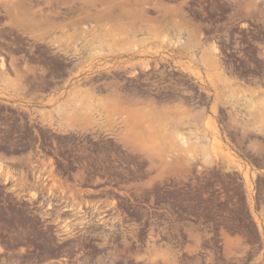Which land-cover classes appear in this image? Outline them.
<instances>
[{
	"label": "rangeland",
	"instance_id": "1",
	"mask_svg": "<svg viewBox=\"0 0 264 264\" xmlns=\"http://www.w3.org/2000/svg\"><path fill=\"white\" fill-rule=\"evenodd\" d=\"M239 2L250 4L247 10L242 11L243 20L254 18L256 13L261 14L259 18L264 20V0H213L212 5L214 9L223 10L237 8ZM161 3L175 11V18H191L192 9L195 18L203 17L204 0H0V100L32 98L28 96L32 92L50 94L35 96L34 99L75 98L72 108L82 107L87 115L86 127L109 122L105 98L110 91L98 90L93 83L98 78L107 77L110 71L104 67L96 69L93 66L95 60L105 56L113 45L123 44L113 41L111 36L124 34L126 26L135 20H144L146 35H154L152 24L161 17ZM184 34L185 30L180 28L175 41L167 30L158 39L161 43L156 44L154 39L148 38L145 43L147 51L156 53L186 49L189 44L182 39ZM213 47L210 59L216 64L220 52L217 45ZM193 57L205 65L207 52L201 49ZM72 59L80 61L81 66L65 72L67 64L64 62ZM151 62L156 64L155 68L147 63L144 69L131 68L119 72V75L121 78L130 76L131 82L143 80L147 85H165L163 89L167 88V91L160 92L147 90L146 95H169L174 87L183 98L192 95L185 72L195 73L200 78L199 71L183 67L175 72L164 61L160 64L158 61ZM74 74L77 75L74 77ZM66 82L77 85L69 90L56 87L49 90L53 84ZM261 92L262 97L259 95L256 101L247 92L227 91L221 105L222 116L218 117L217 97L214 92L205 91L206 102L211 106L210 114L215 116L204 124L205 130L211 133V150L200 154L194 143L193 138L200 136L202 128L196 127L178 135L185 146L182 147V155L192 168L184 176H165L161 181H151L155 174L150 169V159L144 154L130 152L134 172H138L139 165L145 167L144 175L135 176L144 182L146 180L145 209H155L159 199L162 226L173 229L177 237V251L170 247L163 248L161 252L151 250L147 257L150 261L160 258L164 264H186L188 255L197 251L184 245L193 243L195 248H200L202 243L217 242V230L223 227L225 264H237L239 248L241 264H264V182L261 181L264 177L256 179L255 165L249 160L251 155L245 152L246 139L242 145L232 143L234 135L247 138L264 132V122L251 121L255 119L253 115L264 114V91ZM203 103L200 99L198 104ZM147 135L153 140L151 145L144 144L141 139ZM219 136L224 139L225 145ZM116 137L123 145L120 137ZM204 138L208 143V139ZM138 140L143 147L147 145V150L157 152L159 149L155 134H140ZM165 149L166 158L171 160L175 156L173 148ZM141 188L136 186L135 190ZM134 194L137 195V192ZM170 237V234L163 235V241L171 243Z\"/></svg>",
	"mask_w": 264,
	"mask_h": 264
},
{
	"label": "flooded vegetation",
	"instance_id": "2",
	"mask_svg": "<svg viewBox=\"0 0 264 264\" xmlns=\"http://www.w3.org/2000/svg\"><path fill=\"white\" fill-rule=\"evenodd\" d=\"M212 2L204 0L200 19L191 12V19L202 25L206 48L217 45L220 71L230 80L252 84L262 96L261 14L243 20L234 7L214 9ZM64 63L65 72L81 65L74 59ZM120 76L110 73L93 85L110 91L113 82L120 81L125 94L141 96L147 90L167 91L165 85ZM63 84L49 90H63ZM174 88L162 96L176 95ZM28 96L32 98L0 100V264H164L160 258L150 261L148 254L166 247L177 251L176 232L162 226L159 199L155 209H145L144 180L135 178L144 175L145 167L139 165L134 172L129 149L118 142L111 117L104 125L86 127L79 107L77 116H67L75 108L66 106L65 98L34 99L50 96L34 92ZM251 140L264 145V132ZM245 152L251 155L258 181L264 177L258 173L264 171V150ZM223 231L219 227L218 241L200 248L186 243L197 251L188 255L186 264H225ZM165 234L171 235V243L163 241ZM236 256L241 264L240 248Z\"/></svg>",
	"mask_w": 264,
	"mask_h": 264
},
{
	"label": "crops",
	"instance_id": "3",
	"mask_svg": "<svg viewBox=\"0 0 264 264\" xmlns=\"http://www.w3.org/2000/svg\"><path fill=\"white\" fill-rule=\"evenodd\" d=\"M238 5L235 9L240 14L250 6L246 2H239ZM160 13L161 17L155 19L152 24L155 31L154 35H146V23L144 20H135L126 26L124 34H113L111 36L113 41L122 42L123 44L113 45L111 50L106 51L105 56L96 58L93 65L96 69L104 67L110 73L116 74L131 68L144 69L147 63L151 68H155L156 64L151 61H158L159 64L164 61L177 71L183 67L194 72L199 71L200 78L195 73L185 72L192 88V95L188 98H183L178 93L170 95L166 99L163 96L157 97L156 95L125 94L120 81L113 82L110 92L106 95L105 110L107 115L111 117L112 130L120 137L123 146L128 147L129 152L138 155L144 154L150 159V169L155 174V177L150 179L151 181H161V178L165 176L178 178L192 170L190 165H188L189 161L182 155V147L185 146L181 144L178 135L187 133L196 127L202 128L200 136L193 138L194 143L198 147L200 154H203L206 150L208 152L211 150V133L205 130L204 124L211 118L215 119V116L210 114L211 106L206 102L205 91H212L216 95L218 117L222 116L221 105L227 91L247 92L256 101H258L260 95L257 87L252 84L230 80L220 71L219 67L210 59V48L205 46L204 33L199 22L191 18H175L174 16H177L175 11L167 8L162 3L160 4ZM163 15L164 17H162ZM180 28L185 30L182 39L187 40L189 44L186 49H171L170 51H158L156 53L147 51L148 46L145 43L148 38L154 39L153 43L155 44L161 43L158 39H161L168 30L170 32L169 36L177 41ZM112 31L116 32L114 29ZM201 49L207 52L205 65L193 59V54L201 51ZM76 75L74 74V77ZM63 85V90H69L77 84L66 82ZM193 94H195V97ZM200 99H203L205 104L199 105ZM72 101H76V99H65V105L72 106ZM69 111L68 117L77 116L76 109H69ZM79 115L81 122L84 123L87 115L83 113L82 107H80ZM253 116L255 119L251 120L252 122H264V114ZM231 117H234V115H231ZM120 118H122L121 127L117 123ZM143 133L157 136V145L159 146L157 152L147 150L141 145L138 137ZM204 137L208 139V143L205 142ZM219 139L225 145L224 139L220 136ZM245 139L246 137L237 136L232 141L234 145H242ZM247 139H249L246 146L247 149L264 150V145H260L258 141H250V136H247ZM168 147H172V152L175 154L171 160H168L165 154L167 151L165 148ZM263 172L258 170L260 175H264L261 174ZM144 185H147L146 180Z\"/></svg>",
	"mask_w": 264,
	"mask_h": 264
},
{
	"label": "bare ground",
	"instance_id": "4",
	"mask_svg": "<svg viewBox=\"0 0 264 264\" xmlns=\"http://www.w3.org/2000/svg\"><path fill=\"white\" fill-rule=\"evenodd\" d=\"M216 48V47H215ZM214 48V49H215ZM216 51H217V49H215ZM215 51V52H216ZM2 64V63H1ZM2 68V67H1ZM142 139V141H144V144H152L153 143V140H152V138L149 136V135H147V136H145V137H143V138H141ZM147 145H145L144 147L146 148L147 147Z\"/></svg>",
	"mask_w": 264,
	"mask_h": 264
}]
</instances>
